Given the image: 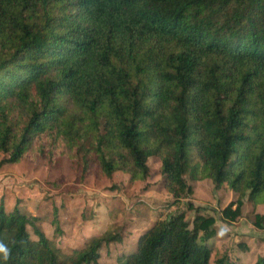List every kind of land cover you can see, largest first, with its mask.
<instances>
[{
  "label": "trees",
  "instance_id": "1",
  "mask_svg": "<svg viewBox=\"0 0 264 264\" xmlns=\"http://www.w3.org/2000/svg\"><path fill=\"white\" fill-rule=\"evenodd\" d=\"M60 156L130 181L157 157L170 204L193 194L189 172L237 195L230 220L264 203V0H0V164ZM39 220L0 204V264H100L125 235L63 253ZM214 221L170 212L119 264H209Z\"/></svg>",
  "mask_w": 264,
  "mask_h": 264
},
{
  "label": "rangeland",
  "instance_id": "2",
  "mask_svg": "<svg viewBox=\"0 0 264 264\" xmlns=\"http://www.w3.org/2000/svg\"><path fill=\"white\" fill-rule=\"evenodd\" d=\"M147 165L149 175L145 180L130 181L129 175L119 170L111 176L95 171L82 178L80 166L65 156L52 163L25 158L0 164V204L6 210L18 206L39 216L36 225L63 253L83 247L91 236L123 227L121 241L100 248V264H119L135 249L141 233L155 220L175 211H184L189 227L197 213L214 217L215 234L207 242L212 250L209 264L223 255L241 264H255L264 256V203L244 201L237 218H223L222 210L237 195L227 186L216 188L210 178L194 180L187 172L193 194L170 204L173 198L165 190L159 159L151 156ZM188 202L200 210L188 208ZM29 231L35 239L30 227Z\"/></svg>",
  "mask_w": 264,
  "mask_h": 264
},
{
  "label": "clouds",
  "instance_id": "3",
  "mask_svg": "<svg viewBox=\"0 0 264 264\" xmlns=\"http://www.w3.org/2000/svg\"><path fill=\"white\" fill-rule=\"evenodd\" d=\"M0 253L3 254V258L5 261H7L9 259L10 250L3 243H0Z\"/></svg>",
  "mask_w": 264,
  "mask_h": 264
}]
</instances>
